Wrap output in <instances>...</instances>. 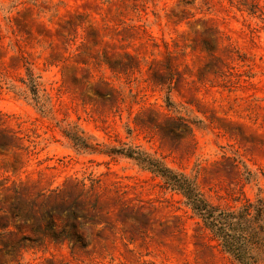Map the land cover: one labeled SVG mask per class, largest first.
I'll return each mask as SVG.
<instances>
[{"label":"rangeland","instance_id":"rangeland-1","mask_svg":"<svg viewBox=\"0 0 264 264\" xmlns=\"http://www.w3.org/2000/svg\"><path fill=\"white\" fill-rule=\"evenodd\" d=\"M158 165L264 198V0H0V264H238Z\"/></svg>","mask_w":264,"mask_h":264},{"label":"trees","instance_id":"trees-1","mask_svg":"<svg viewBox=\"0 0 264 264\" xmlns=\"http://www.w3.org/2000/svg\"><path fill=\"white\" fill-rule=\"evenodd\" d=\"M152 170L184 196L185 204L238 264H264V198L238 209L224 208L213 204L190 176L161 165Z\"/></svg>","mask_w":264,"mask_h":264}]
</instances>
